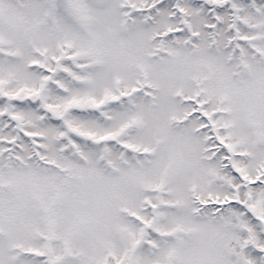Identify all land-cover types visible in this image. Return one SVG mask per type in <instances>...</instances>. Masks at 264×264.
<instances>
[{
    "label": "snow or ice",
    "instance_id": "obj_1",
    "mask_svg": "<svg viewBox=\"0 0 264 264\" xmlns=\"http://www.w3.org/2000/svg\"><path fill=\"white\" fill-rule=\"evenodd\" d=\"M0 264H264V0H0Z\"/></svg>",
    "mask_w": 264,
    "mask_h": 264
}]
</instances>
